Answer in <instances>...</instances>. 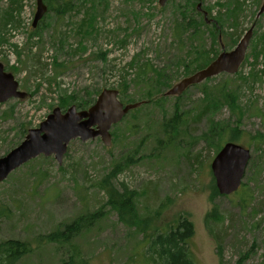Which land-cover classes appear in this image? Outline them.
<instances>
[{
  "label": "rangeland",
  "instance_id": "rangeland-1",
  "mask_svg": "<svg viewBox=\"0 0 264 264\" xmlns=\"http://www.w3.org/2000/svg\"><path fill=\"white\" fill-rule=\"evenodd\" d=\"M69 1L74 9L64 17L48 12L32 29L36 0H21L16 23L0 38V63L27 94L25 100L0 105V157L17 147L53 109L64 112L74 105L61 108L64 97L80 101L93 96L95 101L101 91H120L124 83L120 102H140L143 92L132 83L137 67L129 63L136 58L138 64L174 69L180 53L173 43L172 21L185 10L200 5L207 20L217 24L219 40L214 45L208 38L206 46L215 58L221 45L230 52L250 29L252 36L235 75L222 74L190 86L178 97L165 96L199 70L187 75L177 71L152 104L131 110L111 128L109 147L99 138L75 139L60 164L40 156L12 172L0 183V242L34 245L36 237L80 215L101 211L102 218L68 245L34 248L18 264H60L69 257L82 264H146L142 237L118 221L98 188L99 182L107 181L119 192L126 188L134 193L135 212L148 234L175 224L180 216L187 218L194 230L188 244L195 264H235L245 254L244 264H263L264 0H168L162 7L158 0ZM50 2L59 5V0ZM7 5L8 0H0V13ZM89 9L96 15V32L80 38L77 24ZM54 61L63 66L54 68ZM225 83L237 89L234 113L215 96ZM174 111L186 117V124L176 146H170L162 123ZM211 127L222 135L221 144L230 141L229 130L236 128L242 133L233 143L250 151L242 185L228 197L217 194L210 171L217 152L202 141ZM212 210L219 220L206 224L205 216Z\"/></svg>",
  "mask_w": 264,
  "mask_h": 264
},
{
  "label": "trees",
  "instance_id": "trees-1",
  "mask_svg": "<svg viewBox=\"0 0 264 264\" xmlns=\"http://www.w3.org/2000/svg\"><path fill=\"white\" fill-rule=\"evenodd\" d=\"M194 1L195 0H192L191 3H194ZM58 3L59 5L55 7L49 0L46 5L47 13L52 12L57 18L61 19L67 12L74 9L72 2L69 0H59ZM21 8V0H8L7 7L0 13V38L4 32L7 31L8 27L16 23L15 17L16 14L18 15ZM92 11L94 10H86L77 24L76 34L80 38H84L86 35L96 32V15H93ZM232 17L234 18V16ZM208 21L209 24L203 19V14L201 15L200 12L193 8L188 11H183L182 14L172 21L171 35L173 43L180 53L174 58V69H169V67H164L162 69L155 68L148 63L138 64L136 58L129 63L130 67H137L135 78L132 83L143 92L141 101L136 103H142L141 106L152 104L153 100L163 92V88L169 85L170 80L177 71H183L184 75L193 73L205 67L215 58L214 52L206 50L207 40L210 38V41L215 45L216 41L218 42L219 40L220 34L217 36V24L214 23L213 20ZM33 33L35 34V31ZM219 33H221V31ZM2 43L3 40L1 41L0 39V45ZM53 66L56 68L62 67L63 65L54 61ZM202 87V91L205 92L207 96V87H204V85ZM119 90L118 98L126 92V85L123 83L121 87H119ZM215 92V96L219 98L222 97L223 101L226 103L225 105L229 107L232 113L238 109L236 107V88L231 89V87L225 83ZM97 94L98 92H96L95 95ZM158 101L159 99L155 102ZM93 102V96L90 99L80 101H76V98L71 96L64 97V100L60 99L59 105L61 108H65L70 104H74L77 109L84 110L92 105ZM253 115L258 116L259 114L255 112ZM239 119L238 117L237 124ZM185 121L186 117L183 116V114L174 111L172 117L162 123V131L166 136L165 140L168 145L172 143L170 146H176V144L173 143L176 142V139L178 140L181 133L184 131ZM215 129V127H211L202 138V141L206 142L207 146L212 148L213 152L216 153L224 143L221 144L223 141L222 135L216 133ZM229 132L231 139L228 142H234L242 133L236 128H231ZM257 137L260 138L259 135ZM215 139L216 144L213 143ZM257 141H259V139ZM158 143H160V141ZM126 164L128 165V162ZM98 188L107 196L106 205L111 211L117 214L118 221L127 228L133 229L136 234L142 237L141 243L144 246L141 253L143 261L146 264H195L193 254L188 244V241L193 236L194 230L192 223L188 221L187 218L180 216L175 224L168 225L165 229H156L151 234H148L146 233L147 231L145 232L142 230L143 222L138 220L140 217L135 212L132 202L134 200V193L132 191L124 188L122 192H119L114 187L108 185L107 181L99 182ZM102 215L101 211L80 215L64 227L56 229L47 235L36 237L34 245L31 242L20 240L0 242V264H18L23 257L31 254L34 248L44 245H68L82 232L90 229L93 224L102 218ZM218 220L219 217L215 210H212L205 216L206 224ZM246 257L247 254L241 256L235 264H244ZM60 264H82V262H77L74 257H69Z\"/></svg>",
  "mask_w": 264,
  "mask_h": 264
},
{
  "label": "water",
  "instance_id": "water-1",
  "mask_svg": "<svg viewBox=\"0 0 264 264\" xmlns=\"http://www.w3.org/2000/svg\"><path fill=\"white\" fill-rule=\"evenodd\" d=\"M167 1L158 0V5L162 7ZM197 11H201L200 5H197ZM46 13L47 6L44 0H36L32 29L38 26ZM202 14L205 22L209 24L206 13L202 12ZM251 36L252 29L241 37L230 52H225L221 45L222 52L207 67L182 79L172 86L165 96L178 97L190 86L199 85L221 74L230 76L236 74L244 62ZM26 97L27 94L19 90L14 76L6 72L0 63V105L12 99L25 100ZM141 104L125 105L118 99L117 90L105 89L85 110H77L75 106H71L63 112L56 107L37 128L27 131L17 147L0 157V183L4 182L12 172L40 156L53 157L60 164L68 144L75 139L86 142L99 138L104 146L109 147L111 128ZM249 160L250 151L245 147L233 142L222 145L210 163V171L219 196L228 197L238 191Z\"/></svg>",
  "mask_w": 264,
  "mask_h": 264
}]
</instances>
